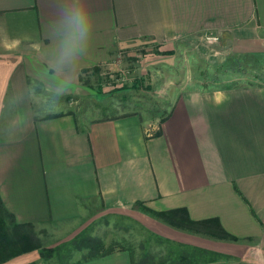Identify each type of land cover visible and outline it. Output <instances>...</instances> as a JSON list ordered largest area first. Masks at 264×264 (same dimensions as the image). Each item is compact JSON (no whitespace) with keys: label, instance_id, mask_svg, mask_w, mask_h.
I'll return each mask as SVG.
<instances>
[{"label":"crops","instance_id":"crops-1","mask_svg":"<svg viewBox=\"0 0 264 264\" xmlns=\"http://www.w3.org/2000/svg\"><path fill=\"white\" fill-rule=\"evenodd\" d=\"M74 9L86 13L89 36L64 81L68 96L88 70L146 40L171 52L220 37L219 50L204 51L218 55L211 63L255 58L264 66V0H0V199L8 211L18 224L74 230L95 206L226 256L201 264H264V78L211 89L186 88L185 79L162 123L137 113L84 127L73 115L37 118L32 84L52 90L51 55ZM8 103L13 126L3 120ZM174 209L216 219L236 240L188 234L154 214ZM83 264L132 263L117 251Z\"/></svg>","mask_w":264,"mask_h":264},{"label":"rangeland","instance_id":"rangeland-1","mask_svg":"<svg viewBox=\"0 0 264 264\" xmlns=\"http://www.w3.org/2000/svg\"><path fill=\"white\" fill-rule=\"evenodd\" d=\"M199 41L201 45L184 48L179 45L171 52H163L158 45L146 40L121 51L110 65L88 70L82 76L77 94L70 96L56 97L52 90L35 81L32 84L35 115L37 118L55 116L53 113L59 111L57 115H73L80 127L95 120L132 113L141 115L148 123H158L169 114L173 97L183 88L181 84L185 79L189 82L186 88L211 89L248 84L256 81L255 76L264 78V66H258L262 65L260 59L252 58L246 63L229 57L221 65L213 64L211 61H217L218 55L207 56L204 51L217 47L219 50L220 37ZM13 110L12 103H8L3 119L8 126H13L16 120ZM80 225V229L74 230L30 225L29 250L14 253L16 256L1 264H83L90 249L78 248V243L85 239H100L103 251H124L132 256L135 264L146 254L158 260L170 253L177 254L183 248L190 252L194 248L162 238L128 216L104 214L95 206L84 213L77 226Z\"/></svg>","mask_w":264,"mask_h":264},{"label":"trees","instance_id":"trees-1","mask_svg":"<svg viewBox=\"0 0 264 264\" xmlns=\"http://www.w3.org/2000/svg\"><path fill=\"white\" fill-rule=\"evenodd\" d=\"M167 117L160 120L164 122ZM159 219L163 220L170 226L190 232L192 234H200L206 237L235 241L236 238L227 233L219 221L210 219L205 221H194L190 218L186 209H174L160 213H154ZM32 224H18L14 214L7 212L4 203L0 199V264L6 262L9 258L16 256L14 253H21L28 251V244L32 240L29 234V227ZM29 234V235H28ZM78 248L88 247L90 253L82 262L93 260L113 252L103 251V242L98 239H85L78 243ZM14 254V255H13ZM9 255V256H8ZM131 257V263L135 264ZM226 256L218 254L206 249L194 247L191 252L187 248L179 250L177 254L170 253L167 257L159 258L158 260L146 254L138 262V264H201L216 262L224 259ZM230 264H247V263H230Z\"/></svg>","mask_w":264,"mask_h":264},{"label":"clouds","instance_id":"clouds-1","mask_svg":"<svg viewBox=\"0 0 264 264\" xmlns=\"http://www.w3.org/2000/svg\"><path fill=\"white\" fill-rule=\"evenodd\" d=\"M65 19L66 23L59 29L64 38L59 41L51 55L50 69L53 75L46 76L48 85L56 97L66 94L64 81L74 73L75 59L83 51L89 36V24L82 9L72 10ZM58 113L59 111L54 112L53 115Z\"/></svg>","mask_w":264,"mask_h":264},{"label":"built area","instance_id":"built-area-1","mask_svg":"<svg viewBox=\"0 0 264 264\" xmlns=\"http://www.w3.org/2000/svg\"><path fill=\"white\" fill-rule=\"evenodd\" d=\"M210 40H218V38H211Z\"/></svg>","mask_w":264,"mask_h":264}]
</instances>
